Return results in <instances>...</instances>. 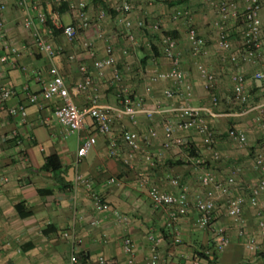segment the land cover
<instances>
[{
    "label": "crops",
    "instance_id": "0c3cea01",
    "mask_svg": "<svg viewBox=\"0 0 264 264\" xmlns=\"http://www.w3.org/2000/svg\"><path fill=\"white\" fill-rule=\"evenodd\" d=\"M35 1L39 9L46 11L54 20L58 17L62 24L76 21L79 3H86L92 24L74 41H68L62 33L51 36L53 45L60 50L59 56L51 61L36 51L32 33L24 26L27 12L18 6L17 0H0V4L6 7L1 16L5 38H0V58L7 55L9 59L8 63L0 61V87L5 85L16 90V94L6 102V110L0 112V264H70L71 256L78 253L85 254V262L78 264H98L100 257L109 264H129V256L124 252L126 236L134 241V264H192L195 250L212 245V232L199 229L195 224L196 202L206 198L209 189L197 183L201 170L189 162L183 149L178 146L164 148V125L178 122V117L172 112L175 108L186 105L207 107L211 104V93L204 89L199 73L201 65L207 67L216 76L214 93L219 97L214 116L208 117L207 122L219 136L216 150L220 160L226 159L211 162L209 171L217 183L234 177L233 195L249 197L251 187L261 177L255 169L254 159L258 153L264 156V134L255 122L258 105L247 112H232L235 106L241 105L234 98L230 77L236 72L241 73L245 77L246 90L252 92V87H257L253 96L261 97L264 82L256 80L255 75L264 66V44L255 62L242 61L244 27H241L243 14L240 13L243 12V4L231 7V17L225 23L231 31L226 30L231 49L225 51L218 45L220 30L215 24L218 12L214 3L218 0H188L184 5L176 6L170 12L171 16L167 11L163 23L148 17L146 1L133 0L134 11L129 18L133 23L131 33L136 38V45L128 40L125 28L114 11L118 0H68L60 13L53 9L52 0ZM259 2L264 40V0ZM101 9L107 12L103 21L98 20ZM145 21L150 23V27L159 22L161 30L152 32L151 28H139L138 24ZM190 27H194L204 39V49L199 53L194 51L188 40ZM100 31L104 33L105 40L98 37ZM162 33L165 35L161 36ZM168 36L178 43L181 69L192 86L186 99L164 95V91L173 86L172 82L151 81L156 73L171 68L169 59L163 55L164 38ZM160 39L162 45L158 44ZM90 42L93 43L92 49L88 48ZM107 45L113 46L116 68L133 97L142 100L148 110L155 111L158 105L163 110L152 118L140 113L135 124L127 116H114L112 133L120 148L117 159L110 156L108 139L97 133L93 120L88 117L80 135L96 136L97 143L80 159L77 156L79 135H67L55 119L54 110L60 105L59 98L31 104L27 93L41 94L51 78L50 69L55 65L78 108L90 106L94 97L100 106H118L119 90L112 85L115 69L106 68L101 75L96 68V61L106 57ZM154 45L161 49L158 57L152 49ZM12 47L19 51V58L9 52ZM144 58L148 60L142 63ZM87 78L94 79L93 86L85 92H75V87ZM18 105L27 109L25 120L9 114L8 108ZM229 128L246 133L248 141L245 146L251 148L249 151L235 152L230 144L225 143L244 147L227 137ZM125 131L139 134V150L132 151L123 142ZM175 138L197 145L201 155L212 161V151L205 137L194 129L176 131ZM53 155L60 160L58 174L44 169L46 159ZM78 174L83 175L89 186L77 182ZM142 176H147L151 185L171 194L177 195L185 188L190 209L174 227L181 233L180 245L172 242L174 228L167 221L166 211L152 205L147 188H139ZM114 177L119 185L110 183ZM170 177L179 178L181 186H173ZM94 194L109 205L108 211L96 209ZM260 201L264 202V193ZM114 211L128 216L129 222L117 223ZM20 213L29 216L22 218ZM243 216L247 234L253 236L259 245L257 252L244 248L237 237L236 225L227 215V199L217 195L215 225L223 228L232 242L216 264H264V239L258 229L256 208L246 202ZM72 228L78 244L63 236ZM163 232L167 239L158 249L161 260L150 262L153 255L150 235L164 238Z\"/></svg>",
    "mask_w": 264,
    "mask_h": 264
},
{
    "label": "built area",
    "instance_id": "2783aa9c",
    "mask_svg": "<svg viewBox=\"0 0 264 264\" xmlns=\"http://www.w3.org/2000/svg\"><path fill=\"white\" fill-rule=\"evenodd\" d=\"M146 1V0H144ZM231 1V2H230ZM218 0V3H214L217 12L218 20L216 26L220 30L218 45L222 50L231 49V40L229 33L225 29V23L230 19L231 7L237 6V3L243 4V50L241 53V59L244 62H255L260 49L263 46L262 38V20H261V4L259 0ZM68 0H52L53 9L61 8ZM18 6L27 12V16L24 19V26L29 29L34 39V45L36 51L39 54L44 55L48 60H54L59 56L60 50L57 49L50 40L53 29L49 26L51 22L53 27L57 30H61L62 34L68 41H74L81 33L91 28V20L87 14L86 3H79L77 7L78 18L73 23L62 24L59 18L52 19L48 13L39 9V6L35 0H17ZM6 7L0 4V38H5L4 22L1 19L2 13ZM114 11L118 15L119 22L124 26L125 33L128 40L136 45V38L131 33L133 23L129 16L134 11L133 0H118V3L114 7ZM26 14V13H25ZM188 13H186V16ZM107 17V12L101 9L98 14V20L103 21ZM50 21V22H49ZM139 28L145 26L144 22L138 24ZM152 32H159L161 30V24L155 22L151 25ZM98 37L105 40V35L102 31L98 33ZM188 40L195 52L199 53L204 49V39L198 34L194 27L188 29ZM88 48H93V43H88ZM9 52L20 57V53L17 48H9ZM127 53L126 51L124 52ZM94 55V53H91ZM163 55L169 59L171 68L168 71H161L151 77L152 83L159 82H172L173 86L164 91V95L167 98H188L192 91V86L186 81L185 74L181 69V53L178 49L177 41L171 36L164 38L163 43ZM2 63H8L9 59L7 55L0 58ZM97 70L103 74L106 68H114V79L112 85L117 86L119 93V102L116 107H103L98 103L97 97L92 99V104L84 109H80L73 101V96L66 85L65 79L60 72L59 68L52 65L50 69V80L43 88L41 94H35L32 92L27 93L28 101L31 104H38L41 100H51L55 97L59 98L60 105L54 110V116L57 122L64 128L67 135L78 134L79 135V148L77 151L78 158L85 157L89 151L96 145V136H81L80 133L85 127V121L89 117L93 120L98 134L105 136L108 139V150L112 158H119L120 148L118 141L113 137L112 125L114 116L119 117L127 116L133 120L135 124V118L138 114L144 113L149 118H152L157 112H161L163 107L157 106L154 109H146L144 103L140 99L133 97L129 89L123 84L120 72L116 68V59L114 56V48L112 45L106 46V57L96 61ZM200 77L203 81L204 89L211 93V104L207 107H194L192 105H186L181 108H175L172 112L178 117L176 124L167 122L164 125L165 143L164 148L169 149L172 146H178L183 144L180 139L175 138L176 131L179 130H191L194 129L198 133L205 137V142L208 145L209 150L213 149L217 140L214 132L210 129L207 122L208 117L214 116V108L219 103V97L214 93L216 76L207 67L201 65L199 67ZM233 85L234 98L241 106L245 105L249 101L248 93L245 85V77L236 72L230 77ZM255 79L264 82V66L262 70L258 71L255 75ZM94 84L93 78H87L83 83L75 87V92L81 93L87 91ZM16 94L15 88L2 85L0 87V112L6 110V102ZM263 104L258 105L257 115L255 122L264 130V116L262 108ZM254 108V107H253ZM9 114L13 117L25 120L27 118V109L24 105H18L16 107L8 108ZM245 110L243 112H247ZM152 135H156L152 132ZM227 136L232 141L238 143L240 146L247 144V135L244 131L237 128H231L227 131ZM123 142L132 151L139 150L140 137L137 132L125 131L122 135ZM213 159L215 161L220 159L218 152H214ZM190 162L201 170L199 176L200 184L209 189L207 197L199 199L196 202L195 209L197 211V218L195 221L196 226L202 230H209L212 232L213 239L212 245L205 250V254L212 257L213 254L221 255L231 245V238L227 235L225 230L219 226L213 224L216 197L218 194L225 196L227 199V215L233 220L237 228V237L243 244L244 248L250 252H257L259 245L253 236H250L246 232L245 219H244V206L246 202L256 208L257 225L262 238L264 239V202L260 201L261 195L264 193V156L262 154H256L254 159L255 169L259 171L261 177L258 183L251 187L249 197L246 199L243 196H234L233 187L235 185L234 177L228 178L224 183L215 182L212 174L207 168V162L205 159H192ZM170 183L175 187H180V179L169 178ZM77 182L86 184L89 186V182L85 180L83 175L78 174ZM111 184L119 185V181L114 177L110 179ZM139 188L148 189V197L155 208L163 209L167 213V221L169 225L174 228L180 220V218L186 216L190 209V201L185 188H182L179 194H171L159 189L157 186L150 184V179L147 176H142L139 181ZM93 201L96 209L99 211H108L109 205L97 194L93 195ZM113 215L116 217L117 223L127 224L129 222L128 216L114 211ZM174 245H180L182 243L181 233L177 228L173 229ZM65 238L72 241L73 244H78L79 241L76 238L74 228L67 230L63 233ZM163 242L162 238L150 235V243L153 255L150 262L157 263L161 260L159 252V246ZM124 252L129 256V264H134V241L131 237L126 236L124 238ZM79 260L76 254H73L70 258V264H78ZM11 264V263H10ZM98 264H108L104 257L98 259ZM192 264H201L198 260H192Z\"/></svg>",
    "mask_w": 264,
    "mask_h": 264
},
{
    "label": "trees",
    "instance_id": "16d2710c",
    "mask_svg": "<svg viewBox=\"0 0 264 264\" xmlns=\"http://www.w3.org/2000/svg\"><path fill=\"white\" fill-rule=\"evenodd\" d=\"M162 2L166 3L168 6H171V7H176V6H179V5H184L188 0H161ZM62 8V7H61ZM61 8L59 9H54L55 12L58 11L59 13L61 12ZM50 22V21H49ZM145 26L143 27L144 29H150V23L145 21ZM49 26L53 29V33H52V36L55 37V35H59V33L61 34V30H57L53 27L52 23L50 22L49 23ZM243 27H244V24H243ZM142 28V29H143ZM146 29V30H147ZM164 34V33H163ZM165 35V34H164ZM173 38V37H172ZM263 44H264V40H263ZM154 53H155V57H158V54H160L161 52V49L159 46H153L152 47ZM148 60V58H144L142 60V63L143 62H146ZM258 88L257 87H252V92L250 91H247L248 93V97H249V101L247 104L243 105L242 107H244V109L248 110V109H251L257 105H260V104H263L264 103V86L262 88V94H261V97H254L253 96V93L255 91H257ZM244 109L242 110V112L244 111ZM207 119V118H206ZM210 126V125H209ZM210 129L214 132L215 134V138L216 140L218 141L219 139V136L217 135V133L210 127ZM228 137V136H227ZM183 143V142H182ZM179 148L183 149V151L185 152L186 156H187V159L189 160H192V159H204V157L201 155V150L200 148L193 144V143H190V142H187V143H183L181 145H178ZM214 148V147H213ZM215 152V151H214ZM213 156H214V153H213ZM220 160V159H219ZM217 160V162L219 161ZM207 162V168L206 170H209V167L211 165V162H215V160L212 158V161H206ZM61 165H60V160H59V157L57 155H53L51 157H48L46 159V164L44 166V169L48 172H53L55 174H58V171L60 169ZM67 188L70 187V185L66 186ZM21 214V213H20ZM29 215L28 214H21V217L22 218H26L28 217ZM216 223V220H215V213H214V219H213V224ZM163 236L164 238H162L163 242L165 239H167V234L163 232ZM230 237V236H229ZM208 247H199V249L195 250L192 254V260H198L200 261L201 263H205V264H216L219 260V256L220 255H217V254H213L212 257L209 256V255H206L205 254V250L208 249ZM78 260H79V263H84L85 262V254L84 253H78L76 254ZM109 264V263H108Z\"/></svg>",
    "mask_w": 264,
    "mask_h": 264
},
{
    "label": "rangeland",
    "instance_id": "374dc122",
    "mask_svg": "<svg viewBox=\"0 0 264 264\" xmlns=\"http://www.w3.org/2000/svg\"><path fill=\"white\" fill-rule=\"evenodd\" d=\"M146 8H148V12H149V14L150 15H148V17H150L151 19H153V20H158V21H161V23H163V20H164V17L166 16V15H168V14H165L167 11L169 12V14H170V12L175 8V7H171V6H168L166 3H164V2H162L161 0H146ZM241 15H242V12L240 13ZM170 16H171V14H170ZM241 21V27L243 26V19H241L240 20ZM227 25H225V28H226V30L229 32L230 30H228L227 28L228 27H226ZM240 27V28H241ZM229 33H231V31L229 32ZM164 34L162 33L161 34V36H163ZM164 38V37H163ZM162 41H163V39H162ZM158 44L159 45H162L161 44V39L158 41ZM126 85V84H125ZM126 87H127V85H126ZM232 99H233V97H232ZM256 107V106H255ZM244 109V107H242V106H235L233 109H232V112H236L237 114L238 113H242V110ZM246 109H244V111H245ZM224 113H227L226 111L224 112ZM263 116H264V112H263ZM257 124V123H256ZM260 127V126H259ZM261 128V127H260ZM230 129V128H229ZM228 129V130H229ZM262 129V128H261ZM260 131H262L263 132V134H264V130L262 129V130H260ZM218 142V141H217ZM223 142V141H222ZM225 143H227V144H230V146H232V149L235 151V152H239V151H241L242 149H244V151H249L251 148L249 147H246V146H244V147H238V146H236V145H232L231 143H228L227 141H225ZM216 146H217V143L215 144V146H214V148L213 149H211V151H212V155H213V153H214V151L215 152H218L217 150H216ZM264 148V147H263ZM261 153V152H260ZM218 154H219V152H218ZM256 154V153H255ZM262 154V153H261ZM264 154V153H263ZM220 155V154H219ZM221 158V157H220ZM206 161L208 160L209 161V158H204ZM251 160H252V162H253V157H251ZM220 162H222V161H226V159L225 158H223L222 160H219ZM235 170V169H234ZM236 172V171H235ZM196 182H197V180H196ZM197 183H200V182H197ZM180 186H181V184H180ZM200 188H201V186H200ZM225 206H226V204H225ZM224 209H225V207H224Z\"/></svg>",
    "mask_w": 264,
    "mask_h": 264
}]
</instances>
